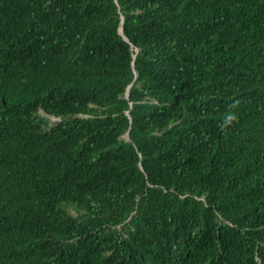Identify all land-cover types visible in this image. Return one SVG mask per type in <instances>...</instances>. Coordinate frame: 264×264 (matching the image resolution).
<instances>
[{
  "label": "trees",
  "instance_id": "obj_1",
  "mask_svg": "<svg viewBox=\"0 0 264 264\" xmlns=\"http://www.w3.org/2000/svg\"><path fill=\"white\" fill-rule=\"evenodd\" d=\"M0 264H264V0H0Z\"/></svg>",
  "mask_w": 264,
  "mask_h": 264
},
{
  "label": "water",
  "instance_id": "obj_2",
  "mask_svg": "<svg viewBox=\"0 0 264 264\" xmlns=\"http://www.w3.org/2000/svg\"><path fill=\"white\" fill-rule=\"evenodd\" d=\"M120 32L122 33V29H120Z\"/></svg>",
  "mask_w": 264,
  "mask_h": 264
}]
</instances>
